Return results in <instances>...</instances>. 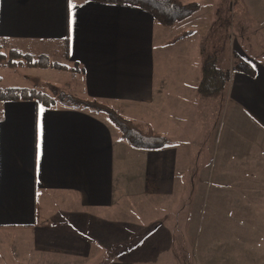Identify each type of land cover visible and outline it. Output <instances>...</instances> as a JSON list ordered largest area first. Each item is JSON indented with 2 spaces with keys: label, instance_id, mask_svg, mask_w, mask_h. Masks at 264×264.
<instances>
[{
  "label": "crops",
  "instance_id": "0c3cea01",
  "mask_svg": "<svg viewBox=\"0 0 264 264\" xmlns=\"http://www.w3.org/2000/svg\"><path fill=\"white\" fill-rule=\"evenodd\" d=\"M166 28L139 7L0 0V53L47 55L67 68L0 65V88L52 93L65 75L77 96L169 140L138 149L93 108L0 100V264H182L174 227L160 224L113 256L104 241L118 236L104 224L118 226L123 204L179 200L187 184L222 199L225 230H248L250 216L264 226V62L247 57L249 74L220 56L227 85L203 96L201 34ZM12 68L27 84L6 83Z\"/></svg>",
  "mask_w": 264,
  "mask_h": 264
},
{
  "label": "rangeland",
  "instance_id": "374dc122",
  "mask_svg": "<svg viewBox=\"0 0 264 264\" xmlns=\"http://www.w3.org/2000/svg\"><path fill=\"white\" fill-rule=\"evenodd\" d=\"M182 1L199 2L201 9L190 18L177 23L175 28H188L191 30L190 34H201L207 53L221 56L225 65L230 68L235 67L240 58L247 61L248 57L264 62V0ZM43 57L50 61L49 56ZM22 63L25 67V59ZM160 64L162 65V57ZM8 71L15 76H8L7 84L10 78L18 80V84H27L22 69ZM60 82L61 87L58 89L76 95L73 88L76 84L71 78L64 75ZM140 126L148 129L143 124ZM203 188L200 185L187 184L182 193L183 197L179 200L159 199L149 203L142 200L132 203V208L121 205L112 218L113 221H118V226H114L115 222L111 225L109 222L104 224L109 233L113 229L118 236L112 242L113 245H108L109 239L104 241L107 254L112 252L113 256H123L130 248L137 246L142 238L152 235L156 227L162 224L172 226L178 231L177 250L182 264H264V226L255 224L261 217H247L248 221H252L251 225H247L248 230L227 231L222 214V199H204ZM262 220L264 222V216ZM231 228L239 227L234 225Z\"/></svg>",
  "mask_w": 264,
  "mask_h": 264
},
{
  "label": "trees",
  "instance_id": "16d2710c",
  "mask_svg": "<svg viewBox=\"0 0 264 264\" xmlns=\"http://www.w3.org/2000/svg\"><path fill=\"white\" fill-rule=\"evenodd\" d=\"M88 1V0H87ZM119 5L139 7L149 12L160 24L171 27L177 23L193 16L201 9L199 2L185 3L182 0H93ZM201 78L198 84V91L203 96H215L221 93L228 82V73L221 67L219 56L216 53H202ZM29 67H52L67 69L62 65L53 64L47 57H34L11 50L8 55L0 53V65ZM236 69L253 74L254 70L250 63L240 58ZM1 101L34 100L44 106L52 107L58 100L64 104H73L85 108H93L108 115L110 121L119 129L122 137L134 148L145 150H158L165 148L169 144L167 137L155 132L152 128L143 129L133 120L125 117L116 109L97 100H87L71 93H66L56 87L52 88V93L39 88H0Z\"/></svg>",
  "mask_w": 264,
  "mask_h": 264
}]
</instances>
